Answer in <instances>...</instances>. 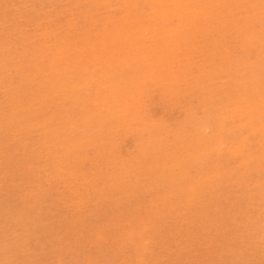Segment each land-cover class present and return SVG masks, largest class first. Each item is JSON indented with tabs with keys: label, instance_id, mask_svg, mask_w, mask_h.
<instances>
[{
	"label": "rangeland",
	"instance_id": "rangeland-1",
	"mask_svg": "<svg viewBox=\"0 0 264 264\" xmlns=\"http://www.w3.org/2000/svg\"><path fill=\"white\" fill-rule=\"evenodd\" d=\"M155 2L0 0V264H264V0Z\"/></svg>",
	"mask_w": 264,
	"mask_h": 264
},
{
	"label": "bare ground",
	"instance_id": "bare-ground-1",
	"mask_svg": "<svg viewBox=\"0 0 264 264\" xmlns=\"http://www.w3.org/2000/svg\"><path fill=\"white\" fill-rule=\"evenodd\" d=\"M120 1H121V0H120ZM152 1H153V0H152ZM176 1H177V0H176ZM190 1H191V0H190ZM207 1H208V0H207ZM82 2H86V0H82ZM99 2H101V1H99ZM156 2H157V0H156ZM156 2H155V3H156ZM158 2H159V1H158ZM160 2H161V1H160ZM172 2H173V1H172ZM184 2L186 3V1H184ZM123 3H124V2H123ZM176 3H177V2H176ZM179 3H180V2H179ZM185 3H183V4H185ZM188 3H189V1H188ZM207 3H208V2H207ZM212 3H213V2H212ZM30 4H31V3H30ZM109 4H110V3H109ZM124 4H125V3H124ZM124 4H123V5H124ZM213 4H214V3H213ZM227 4H228V3H227ZM88 5H89V4H88ZM105 5H106V4H105ZM116 5H117V4H116ZM126 5H127V4H126ZM144 5H145V4H144ZM206 5H207V4H206ZM208 5H209V4H208ZM208 5H207V6H208ZM211 5H212V4H211ZM11 6H12V5H11ZM127 6H128V5H127ZM131 6H132V5H131ZM135 6H136V5H135ZM141 6H142V5H141ZM147 6H148V5H147ZM204 6H205V4H203V7H204ZM86 7H87V6H86ZM107 7H108V6H107ZM114 7H115V6H114ZM162 7H163V6H162ZM175 7H176V6H175ZM203 7H202V8L199 7V8H201V9H205V8H203ZM211 7H212V6H211ZM211 7H210V8H211ZM218 7H219V6H218ZM108 8H109V7H108ZM111 8H112V7H111ZM131 8H132V7H131ZM133 8H134V7H133ZM179 8H180V5H179ZM179 8H178V9H179ZM215 8H216V6H215ZM252 8H253V7H252ZM85 9H86V8H85ZM109 9H110V8H109ZM119 9H120V8H119ZM166 9H167V8H166ZM166 9H165V10H166ZM182 9H183V8H182ZM182 9H180V10L182 11ZM193 9H194V8H193ZM201 9H200V11H202V14H203L204 12H203V10H201ZM208 9H209V8H208ZM212 9H213V7H212ZM212 9H211V10H212ZM104 10H105V9H104ZM106 10H107V9H106ZM162 10H163V9H162ZM162 10H160V11H162ZM165 10H164V11H165ZM168 10H169V9H168ZM168 10H167V11H168ZM173 10L175 11V8H174ZM173 10H170V11L174 12ZM188 10H189V12H190L192 9H191V10L188 9ZM188 10L186 9V11H185V9H184L183 11L188 12ZM194 10H196V9H194ZM197 10H199V9H197ZM231 10H232V9H231ZM81 11H82V10H81ZM124 11H126V10H124ZM152 11H153V9H152ZM154 11L156 12L155 9H154ZM160 11L158 12L159 14H160ZM164 11H163V13H162V12H161V13L164 14ZM167 11H166V12H167ZM170 11H169V12H170ZM183 11H182V12H183ZM208 11H209V10H208ZM216 11H217V10H216ZM259 11H260V10H259ZM261 11H262V9H261ZM261 11H260V12H261ZM263 11H264V10H263ZM99 12H100V11H99ZM102 12H103V11H102ZM139 12H140V10H139ZM148 12H149V11H148ZM172 12H170V13H172ZM182 12H181V13H182ZM194 12H195V11H193V13H194ZM197 12H198V11H197ZM197 12H196V13H197ZM209 12H210V11H209ZM78 13H79V12H78ZM85 13H86V12H85ZM123 13H124V12H123ZM143 13H144V12H143ZM146 13H147V12H146ZM151 13L153 14V12H151ZM158 13H157V14H158ZM167 13H168V12H167ZM170 13H169V15H170ZM177 13H178V12H177ZM177 13H176V14H177ZM179 13H180V12H179ZM199 13H200V12H199ZM254 13H255V12H254ZM100 14H101V13H100ZM100 14H99V15H100ZM112 14H113V13H112ZM126 14H127V13H126ZM165 14H166V13H165ZM191 14H192V13H191ZM231 14H232V13H231ZM121 15H123V14H121ZM148 15H149V14H148ZM153 15H155V13H154ZM173 15H175V12H174ZM246 15H247V14H246ZM89 16H90V15H89ZM101 16H103V15H101ZM111 16H112V15H111ZM126 16H127V15H126ZM132 16H133V15H132ZM137 16H138V15H137ZM171 16H172V15H171ZM178 16H179V15H178ZM194 16H195V14H194ZM194 16H193V17H194ZM201 16H202V15H201ZM204 16H206V13H205ZM204 16H203V17H204ZM215 16H216V15H215ZM240 16H241V15H240ZM127 17H129L128 21H129V20H130V21L132 20L130 23H127L128 21L125 20V22H126L129 26H130L131 23H134V24H135L136 21L133 22V20H135L136 18H135V19H132V18L130 19V16H127ZM134 17H136V15H135ZM145 17H146V16H145ZM163 17H164V16H163ZM208 17H209V16H208ZM211 17H212V16H211ZM213 17H214V16H213ZM242 17H243V16H242ZM77 18H78V17H77ZM117 18H118V17H117ZM161 18H162V15H161ZM161 18H160V20H161ZM165 18H167V17H165ZM191 18H192V17H191ZM204 18H205V17H204ZM258 18H259V17H258ZM83 19H84V18H83ZM99 19H100V18H99ZM107 19H108V18H107ZM142 19H143V18H142ZM169 19H170V17H169ZM169 19H168V20H169ZM175 19H176V18H175ZM221 19H222V18H221ZM4 20H5V19H4ZM71 20H72V19H71ZM73 20H74V19H73ZM88 20H89V19H88ZM93 20H94V19H92V22H93ZM193 20H194V19H193ZM193 20H192V21H193ZM90 21H91V20H90ZM110 21H111V20H110ZM152 21H153V20H152ZM158 21H159V19H158ZM166 21H167V19H166ZM186 21H187V20H186ZM200 21H201V20H200ZM213 21H214V20H213ZM74 22H75V20H74ZM94 22H96V21H94ZM104 22H105V21H104ZM121 22H122V21H121ZM138 22H139V21H138ZM138 22H137V23H138ZM154 22L157 23V21H155V20H154ZM68 23H69V22H68ZM71 23H72V21H71ZM105 23H106V22H105ZM147 23H149V22H147ZM162 23H164V21L160 23V27H161V24H162ZM189 23H191V21H190ZM73 24H74V23H73ZM92 24H94V23H92ZM107 24H108V23H107ZM123 24H125V23H123ZM123 24H121V25L123 26ZM134 24H133V25H134ZM138 24H139V23H138ZM138 24H137V25H138ZM141 24H142V23H141ZM152 24H153V23H152ZM175 24H176V22H175ZM177 24H178V23H177ZM183 24H185V22H184ZM69 25H70V24H69ZM102 25H103V24H102ZM113 25H114V24H113ZM133 25H132V26H133ZM147 25H148V24H147ZM149 25H151V24H149ZM149 25H148V26H149ZM154 25H155V24H154ZM163 25H164V24H163ZM179 25H180V24H178V25H176V26L179 27ZM186 25H187V24H186ZM99 26H100V25H99ZM99 26H98V27H99ZM111 26H112V25H111ZM115 26H116V23H115ZM118 26L121 27L120 25H118ZM126 26H127V25H126ZM176 26H175V27H176ZM187 26H188V25H187ZM187 26L185 27V25H184L183 27L187 28ZM193 26H194V25H193ZM197 26H198V25H197ZM205 26H206V25H205ZM205 26H203V27H205ZM210 26H211V25H210ZM247 26H248V25H247ZM250 26H251V25H250ZM250 26H249V27H250ZM263 26H264V25H263ZM56 27H57V25L55 26V28H56ZM67 27H68V25H67ZM72 27H73V26H72ZM92 27H93V26H92ZM108 27H109V26H108ZM145 27H146V26H145ZM157 27H159V26H157ZM164 27H165V26H164ZM189 27H190V26H189ZM63 28H64V27H63ZM75 28H76V27H75ZM88 28H89V26H88ZM99 28H102V27H99ZM110 28H113V26L110 27ZM127 28H128V26H127ZM127 28H126V30H128ZM132 28H133V27H132ZM138 28H139V27H138ZM138 28H137V29H138ZM142 28H143V26H142ZM150 28H152V29H151V31H152L153 28H155V27H152V26H151ZM168 28H169V26H168ZM170 28H171V26H170ZM198 28H199V27H198ZM245 28H246V27H245ZM250 28H251V27H250ZM68 29H70V28H68ZM82 29H83V27H82ZM90 29H91V27H90ZM97 29H98V28H97ZM97 29H96V30H97ZM103 29H104V28H103ZM117 29H118V28H117ZM117 29H116V30L114 29V30L117 32V31L119 30V29H118V30H117ZM120 29L122 30V28H120ZM177 29H178V28H177ZM179 29L181 30L182 28L180 27ZM204 29H205V28H204ZM226 29H227V28H226ZM240 29H241V28H240ZM48 30H50V28H49ZM59 30H60V29H59ZM59 30H58V31H59ZM91 30H93V29H91ZM96 30H95V31H96ZM108 30H110V29H108ZM123 30H124V29H123ZM123 30H122V31H123ZM126 30H125V33H126ZM131 30L134 31V30H136V28H134V30H133V29H131ZM131 30H130V32H131ZM143 30H144V29H143ZM147 30H149V28H148ZM164 30H165V29L163 28V31H164ZM168 30H169V29H168ZM172 30H173L172 32L176 33V32H175L176 28H174V29H172ZM233 30H235V28H234ZM248 30H249V29H248ZM43 31H44V30H43ZM45 31H46V30H45ZM56 31H57V30H56ZM56 31H55V32H56ZM58 31H57V32H58ZM66 31H67V30H66ZM75 31H77V30H75ZM84 31H85V27H84ZM97 31H98V30H97ZM115 31H114V32H115ZM138 31H139V30H138ZM165 31H166V30H165ZM187 31H188V30H187ZM192 31H193V30H192ZM73 32H74V31H73ZM79 32H80V31H79ZM88 32L91 33V31H88ZM103 32H104V31H103ZM103 32H102V33H103ZM106 32H108V31H106ZM110 32H112V31L110 30ZM116 32H115V33H116ZM141 32H142V31H141ZM144 32H145V31H144ZM152 32H153V31H152ZM152 32H151V33H152ZM170 32H171V31H170ZM170 32H167V33H169V35H170ZM259 32H260V31H259ZM47 33H48V32H47ZM52 33H53V32H52ZM80 33H82V32H80ZM102 33L97 34V33L95 32V35H96V34H97V35H102ZM115 33H114V34H115ZM125 33H124L123 35H125ZM153 33H154V32H153ZM153 33L150 34L151 36L148 34V35L150 36V38L153 36ZM167 33H166V36L168 35ZM177 33H178V32H177ZM60 34H61V33H60ZM65 34H66V33H65ZM67 34L70 35V32L67 33ZM76 34H77V33H76ZM76 34H75V35H76ZM86 34H87V33H85V36H86ZM91 34H93V32H92ZM104 34H105V33H104ZM106 34H107V33H106ZM111 34H113V33H111ZM111 34H110V35H111ZM117 34H118V32H117ZM117 34H115V35H116V37L118 38L119 35H117ZM120 34H121V31H120ZM126 34H127V33H126ZM130 34H131V33H130ZM143 34H144V33H143ZM143 34H142V35H143ZM171 34H172V33H171ZM225 34H226V33H225ZM47 35H48V34H47ZM53 35H54V34H53ZM62 35H63V34H62ZM110 35H108V36H110ZM123 35H122V36H123ZM135 35H136V34H135ZM135 35H134V36H135ZM144 35H145V34H144ZM157 35H158V34H157ZM162 35H163V34H162ZM162 35H161V36H162ZM173 35H174V34H173ZM176 35H177V34H176ZM181 35H182V34H181ZM187 35H188V34H187ZM194 35H195V34H194ZM263 35H264V34H263ZM43 36H44V35H43ZM71 36H72V35H71ZM79 36H80V35H79ZM79 36L76 37V40H77V38H79ZM85 36L83 35V38H84ZM89 36H90V35H89ZM92 36H93V35H92ZM106 36H107V35H106ZM125 36H126V35H125ZM134 36L132 35V38H134ZM139 36H140V35H139ZM139 36L136 35V38H135V39H138ZM171 36H172V35H170L168 38H170ZM261 36H262V35H261ZM45 37H46V36H45ZM95 37H97V36H95ZM95 37H94V38H95ZM103 37L106 38L105 36H103ZM113 37H114V36H113ZM113 37H112V38H113ZM127 37H128V34H127ZM127 37H125V38L127 39ZM130 37H131V36H130ZM145 37L147 38L148 36H145ZM158 37H160V36H158ZM182 37H183V35H182ZM205 37H206V36H205ZM249 37H250V36H249ZM48 38H49V36H48ZM48 38H47V39H48ZM62 38H63V37H62ZM73 38H74V37H73ZM94 38L92 37V39H94ZM104 38L101 37L100 40L103 41ZM125 38H122V40H124ZM146 38H145V39H146ZM148 38H149V37H148ZM150 38H149V39H150ZM172 38H173V37H172ZM201 38H202V37H201ZM244 38H245V36H244ZM89 39H90V38H89ZM89 39H88V41H89ZM107 39H108V37H107ZM110 39H111V38L109 37V40H108V41H110ZM142 39H143V38H142ZM170 39H171V38H170ZM42 40H43V39H42ZM45 40H46V39H45ZM48 40H49V39H48ZM86 40H87V37H86ZM97 40H98V39H97ZM105 40H106V39H105ZM105 40H104V41H105ZM118 40H120V39L118 38ZM130 40H131V38H129V40H127V42H128V41L130 42ZM153 40H155V38H153ZM167 40H168V39H167ZM253 40H254V39H253ZM59 41H60V39H59ZM61 41H62V40H61ZM66 41H67V40H66ZM66 41H65V42H66ZM68 41H69V40H68ZM72 41H73V40H72ZM72 41L70 40V42H72ZM81 41H82V39H81ZM81 41H80V42H81ZM88 41H87V42H88ZM95 41H96V40H95ZM95 41H93V42H95ZM102 41H101V42H102ZM131 41H133V40H131ZM134 41H135V40H134ZM140 41H141V40H140ZM184 41H185V40H184ZM186 41H187V40H186ZM203 41H204V40H203ZM111 42H112V41H111ZM121 42H122V41H121ZM121 42L119 41V44H120ZM129 42H128V43H129ZM136 42H137V41L132 42V43H135V44H136ZM156 42H157V40H156ZM156 42H155V43H156ZM167 42H168V41H167ZM167 42H166V44H167ZM170 42H171V41H170ZM174 42H175V41H174ZM262 42H264V41H262ZM55 43H56V42H55ZM81 43H82V42H81ZM83 43H84V41H83ZM85 43H86V42H85ZM98 43H99V45H100V42H98ZM106 43H107V41H106ZM128 43H127V44H128ZM72 44H73V43H72ZM74 44H75V42H74ZM101 44H104V45H105V42H104V43L102 42ZM112 44H113V42H112ZM116 44H117V43H116ZM119 44H117V45L119 46ZM121 44H123V47H124V43H121ZM127 44H126V41H125V45H127ZM138 44H139V42H138ZM142 44H143V43H142ZM163 44L165 45L164 42H163ZM170 44H172V43H170ZM173 44H174V43H173ZM178 44H179V43H178ZM188 44H189V43H188ZM263 44H264V43H263ZM44 45H45V44H44ZM68 45H69V44H68ZM77 45H78V44H77ZM91 45H92V44H91ZM97 45H98V44H97ZM97 45H96V46H97ZM104 45H103L102 47H104ZM109 45H110V44H109ZM109 45H108V46H109ZM130 45H131V44H130ZM139 45H140V44H139ZM193 45H194V44H193ZM214 45H215V44H214ZM58 46H59V45H58ZM64 46H65V45H64ZM82 46H83V45H82ZM87 46H88V44H87ZM92 46H93V45H92ZM92 46H90V47H91V49H92V51H93L94 48H93ZM131 46H132V45H131ZM160 46H161V45H160ZM171 46H172V47H171V49H172V48H173V45H171ZM174 46H175V45H174ZM53 47H54V46H53ZM60 47H61V46H60ZM66 47H68V46H66ZM66 47H65V48H66ZM70 47H71V46H70ZM70 47H68V49H69ZM88 47H89V46H88ZM99 47L101 48V46H99ZM139 47H140V46H139ZM148 47H149V46H148ZM150 47H151V46H150ZM156 47H157V46H156ZM163 47H164V46H163ZM183 47H184V46H183ZM61 48H62V47H61ZM73 48H74V46H73ZM77 48H78V47H77ZM77 48L75 47L74 49L77 50ZM79 48H80V46H79ZM97 48H98V46H97ZM108 48H110V47H108ZM114 48H115V47H114ZM128 48H129V45H128ZM128 48H127V49H128ZM132 48H133V46L130 47V50H131ZM134 48H137V44H136V47H134ZM89 49H90V48H89ZM125 49H126V48H125ZM125 49H124V50H125ZM141 49H142V48H141ZM141 49H140V51H141ZM153 49H154V48H153ZM158 49H159V48H158ZM167 49H168V47H167ZM173 49H174V48H173ZM86 50H88V49H86ZM96 50H97V49H96ZM104 50H105V48H104ZM107 50H108V49H107ZM113 50H114V49H113ZM120 50H122V49L120 48ZM130 50H129V52H130ZM135 50H136V49H135ZM135 50H134V52H136ZM137 50H138V49H137ZM146 50H147V49H146ZM161 50H162V49H161ZM169 50H170V49H169ZM189 50H190V49H189ZM216 50H217V49H216ZM36 51H37V50H36ZM67 51H68V50H67ZM77 51H78V50H77ZM111 51H112V50H111ZM117 51H118V50H117ZM125 51H126V54H127V50H125ZM125 51H124V52H125ZM177 51H179V50H177ZM217 51H218V50H217ZM51 52H52V51H51ZM57 52H58V50H57ZM57 52H56V53H57ZM71 52H72V50L70 51V53H71ZM79 52H80V50H79ZM100 52H101V51H100ZM100 52H99V53H100ZM107 52H108V51H106V53H107ZM134 52H132V53H134ZM142 52H143V51H142ZM186 52H187V51H186ZM192 52H193V51H192ZM59 53H60V52H59ZM92 53H94V52H92ZM99 53H98V54H99ZM103 53H104V52H103ZM112 53H113V52H112ZM112 53H111V54H112ZM149 53H150V52H149ZM160 53H161V52H160ZM174 53H175V51H174ZM174 53H173V54H174ZM98 54H96V55H98ZM100 54H101V53H100ZM111 54H109V56H110ZM117 54H118V53H117ZM126 54H125V55H126ZM136 54H137V53H136ZM51 55H52V54H51ZM66 55H67V53H66ZM66 55H65V57H66ZM143 55H144V54H142L141 56H143ZM149 55H151V54H149ZM161 55H162V54H161ZM161 55H160V56H161ZM187 55H188V54H187ZM57 56H60V54H58ZM63 56H64V55H63ZM141 56H140V58H141ZM144 56H145V55H144ZM151 56H152V55H151ZM160 56H159V58L161 59ZM165 56H166V55H165ZM165 56H164V57H165ZM177 56H178V55H177ZM212 56H213V55H212ZM219 56H220V55H219ZM60 57H61V56H60ZM88 57H89V56H88ZM94 57H95V56H94ZM94 57H93V58H94ZM104 57H105V56H104ZM113 57H114V56H113ZM132 57H133V56H132ZM138 57H139V56H138ZM188 57H189V56H188ZM190 57L192 58V56H190ZM56 58H57V57H56ZM61 58H62V57H61ZM61 58H60V59H61ZM110 58H112V57H110ZM130 58H131V57H130ZM145 58H146V57H145ZM150 58H152V57H150ZM159 58H158V60H157V58L155 57L153 60L156 59V60L160 63ZM175 58H176V57H175ZM177 58H180V56L177 57ZM201 58H202V57H201ZM40 59H41V58H40ZM60 59H59V61H61ZM77 59H78V58H77ZM112 59H113V58H112ZM186 59H187V57H186ZM212 59H213V58H212ZM3 60H4V59H3ZM3 60H2V61H3ZM87 60H89V59H87ZM117 60H118V59H117ZM121 60H122V59H121ZM128 60H129V59H128ZM133 60H134V57H133ZM138 60H140V59H138ZM142 60H143V57H142ZM156 60H155V62H153L151 65H153L154 63H155V64H156V63L158 64V62H157ZM170 60H171V59H170ZM172 60H173V59H172ZM8 61H9V60H8ZM59 61H58V63H59ZM72 61H73V59H72ZM74 61H75V60H74ZM123 61H124V59H123ZM125 61H126V59H125ZM131 61H132V59H131ZM173 61H174V60H173ZM173 61H172V63H173ZM193 61H194V60H193ZM235 61H236V60H235ZM240 61H241V60H240ZM50 62H51V61H50ZM64 62H65V61H64ZM86 62H87V61H86ZM121 62H122V61H121ZM138 62H139V61H138ZM143 62H145V61H143ZM147 62H148V61H147ZM150 62H151V61H150ZM150 62H149V63H150ZM249 62H250V61H248V63H249ZM258 62H259V61H258ZM55 63H56V62H55ZM68 63H69V62H67V65H69ZM149 63H148V64H149ZM170 63H171V62H170ZM198 63H199V62H198ZM48 64H49V63H48ZM87 64H88V63H87ZM87 64H86V65H87ZM106 64H107V63H106ZM108 64H109V63H108ZM112 64H113V63H112ZM143 64H145V63H143ZM155 64H154V66H155ZM178 64H179V63H178ZM206 64H207V62L205 63V65H206ZM234 64H235V63H234ZM51 65H52V64H51ZM56 65H57V63H56ZM113 65H114V64H113ZM116 65H117V64H116ZM126 65H128V64L126 63ZM136 65H137V64H136ZM260 65H261V64H260ZM49 66H50V65H49ZM62 66H63V65H62ZM137 66H138V65H137ZM169 66H171V64H169ZM169 66H168V67H169ZM214 66H215V65H214ZM258 66H259V64H258ZM63 67H64V66H63ZM110 67H111V66H110ZM122 67H123V65H122ZM168 67H167V68H168ZM182 67H183V66H182ZM17 68H18V67H17ZM50 68H51V67H50ZM54 68L56 69L57 67H54ZM54 68L52 67V69H54ZM58 68H59V67H58ZM58 68H57V69H58ZM149 68H151V67L149 66ZM163 68H164V67H163ZM169 68H170V67H169ZM169 68H168V69H169ZM171 68H172V67H171ZM187 68H188V67H187ZM219 68H220V67H219ZM224 68H227V67H224ZM62 69H63V68H62ZM62 69L60 70V72L62 71ZM71 69H72V68H70V71H71ZM107 69H108V68H107ZM121 69H122V68H121ZM155 69H156V67H155ZM158 69H159V68H158ZM158 69H157V70H158ZM168 69H167V70H168ZM172 69H174V68H172ZM175 69H177V68H175ZM175 69H174V70H175ZM181 69H183V68H180V71H181ZM254 69H255V68H254ZM260 69H261V68H260ZM113 70H114V69H113ZM149 70H150V69H149ZM151 70H152V69H151ZM153 70H154V68H153ZM159 70H160V69H159ZM174 70H173V71H174ZM184 70H185L184 72H186V68H184ZM190 70H191V69H190ZM236 70H237V69H236ZM58 71H59V70H58ZM81 71H82V70H81ZM160 71H161V70H160ZM170 71H171V70H170ZM173 71H171V72H173ZM206 71H207V70H206ZM233 71H234V70H233ZM50 72H52V71H50ZM56 72H57V71H56ZM63 72H65V71L63 70ZM91 72H92V71H91ZM126 72H127V70H126ZM152 72H153V71H152ZM156 72H157V71H156ZM187 72H188V71H187ZM191 72H192V70H191ZM197 72H198V71H197ZM220 72H221V71H220ZM250 72H251V71H250ZM46 73H47V72H46ZM46 73H45V74H46ZM87 73H88V72H87ZM106 73H107V72H106ZM110 73H111V72H110ZM147 73H148V72H147ZM167 73H168V72H167ZM169 73H170V72H169ZM180 73H183V71H181ZM200 73H201V72H200ZM210 73H211V72H210ZM55 74H56V73H55ZM112 74H113V73H112ZM112 74H111V75H112ZM153 74H154V73H153ZM161 74H162V72H161ZM173 74H175V72H174ZM183 74H184V73H183ZM194 74H195V73H193V75H194ZM203 74H204V73H203ZM215 74H217V73H215ZM32 75H33V74H32ZM99 75H100V74H99ZM99 75H98V76H99ZM106 75H107V74H106ZM130 75H131V74H130ZM141 75H142V74H141ZM143 75H144V74H143ZM163 75H164V74H163ZM177 75H178V74H177ZM177 75L175 74V76H176V78H177V80H178V79H179V78H178L179 76L177 77ZM199 75H200V74H198L197 76H199ZM227 75H228V74H227ZM72 76H73V75H72ZM109 76H110V75H109ZM113 76H114V75H113ZM151 76H152V75H151ZM154 76H155V75H154ZM160 76H161V75H160ZM169 76H170V75H169ZM171 76H173V75H171ZM183 76H185V74H184ZM187 76H188V75H187ZM214 76H215V75H214ZM102 77H103V76H102ZM107 77H108V76H107ZM107 77H106V78H107ZM114 77H116V76H114ZM161 77H163V76H161ZM185 77H186V76H185ZM200 77H202V76H200ZM243 77H244V76H243ZM47 78H48V77H47ZM57 78H58V76H57ZM69 78H70V77H69ZM96 78H97V76H96ZM96 78H95V79H96ZM98 78H99V77H98ZM104 78H105V77H104ZM104 78H103V79H104ZM149 78H150V77H148V79H149ZM164 78H165V77H164ZM188 78H189V77H188ZM228 78H229V77H228ZM55 79H56V78H55ZM60 79H61V78H60ZM92 79H93V78H92ZM92 79H91V81H92ZM159 79H160V78H159ZM66 80H67V79H66ZM70 80H71V79H70ZM93 80H94V79H93ZM122 80H123V79H122ZM179 80H180V79H179ZM182 80H183V79H182ZM203 80H204V79H203ZM234 80H235V79H234ZM68 81H69V79H68ZM95 81H97V79H96ZM201 81H202V80H201ZM227 81H228V80H227ZM237 81H238V80H237ZM243 81H244V79H243ZM25 82H26V81H25ZM66 82H67V81H66ZM176 82H177V81H176ZM184 82H185V81H184ZM208 82H210V81H208ZM208 82H207V83H208ZM225 82H226V81H225ZM238 82H240V81H238ZM51 83H52V82H51ZM62 83H63V82H62ZM110 83H111V82H110ZM171 83H174V82H171ZM185 83H186V82H185ZM187 83H188V82H187ZM207 83L202 84V85H204V87H205V85H206ZM226 83H227V82H226ZM72 84H73V83H72ZM93 84H94V83H93ZM107 84H109V83H107ZM175 84H176V83H175ZM59 85H60V84H59ZM77 85H78V84H77ZM84 85H85V83H84ZM105 85H106V84H105ZM115 85H116V84H115ZM200 85H201V84H200ZM225 85H226V84H225ZM67 86H68V85H67ZM107 86H108V85H107ZM164 86H165V85H164ZM207 86H208V85H207ZM240 86H241V85H240ZM70 87H71V86H70ZM84 87H85V86H84ZM109 87H110V86H109ZM189 87H191V86H189ZM4 88H5V87H4ZM78 88H81V85H80V87H79V85H78ZM114 88H115V86H114ZM208 88H209V86H208ZM178 89H179V88H178ZM166 90H167V89H166ZM212 90H213V89H212ZM56 91H57V89H56ZM84 91H85V90H84ZM174 91H175V90H174ZM239 91H240V90H239ZM239 91H238V92H239ZM113 92H114V89H113ZM113 92H112V93H113ZM124 92H125V91H124ZM130 92H131V91H130ZM175 92H176V91H175ZM78 93H79V92H78ZM86 93H87V92H86ZM225 93H226V92H225ZM239 93H240V92H239ZM57 94H58V93H57ZM131 94H132V93H131ZM180 94H181V92H180ZM180 94H179V95H180ZM76 95H77V94H76ZM125 95H126V94H125ZM164 95H165V94H164ZM227 95H228V94H227ZM129 97H132V96H129ZM148 97H149V96H148ZM62 98H63V97H62ZM64 98H65V97H64ZM113 98H114V96H113ZM121 98H122V97H121ZM200 98H202V97L200 96ZM217 98H218V97H217ZM227 98H228V97H227ZM42 99H45V98H42ZM47 99H48V98H47ZM140 99H141V98H140ZM149 99H150V98H149ZM107 100H108V99H107ZM142 100H143V99H142ZM142 100H141V101H142ZM200 100H201V99H200ZM203 100H204V99H203ZM65 101H66V100H65ZM67 101H69V100H67ZM103 101H104V100H103ZM191 101H192V100H191ZM214 101H215V100H214ZM87 102H88V101H87ZM103 103H104V102H103ZM112 103H113V102H112ZM245 103H246V102H245ZM121 104H122V103H121ZM211 104H212V103H211ZM261 104L263 105L264 103H261ZM101 105H102V104H101ZM125 105H126V104H125ZM107 106H108V105H107ZM245 106H246V105H245ZM36 107H37V106H36ZM103 107H104V106H103ZM233 107H234V106H233ZM237 107H238V106H237ZM100 108H101V107H100ZM106 108H107V107H106ZM174 108H175V107H174ZM183 108H184V107H183ZM188 108H189V107H188ZM244 108L247 109V110H249V109L247 108V106L244 107ZM87 109H88V107H87ZM87 109H85V112H86ZM90 109H91V108H90ZM102 109H103V108H102ZM176 109H177V108H176ZM124 110H125V109H124ZM226 110H227V109H226ZM226 110H225V111H226ZM241 110H242V109H241ZM121 111H122V110H121ZM95 112H96V111H95ZM112 112H113V111H112ZM112 112H110L111 115H112ZM122 112H123V111H122ZM124 112H125V111H124ZM188 112H189V111H188ZM82 113H84V111H83ZM120 113H121V112H120ZM220 113H221V112H220ZM63 114H64V113H63ZM193 114H194V113H193ZM235 114H237V113H235ZM121 115H122V114H121ZM121 115H120V116H121ZM66 116H67V115H66ZM122 116H123V115H122ZM207 116H208V115H207ZM210 116H211V115H210ZM114 117H115V116H114ZM189 117H190V116H189ZM220 117H221V116H220ZM122 118H123V117H122ZM208 118H209V117H208ZM225 118H226V117H225ZM253 118H254V117H253ZM263 118H264V117H263ZM64 119H65V118H64ZM197 119H198V118H197ZM204 119H205V118H204ZM217 119H218V118H217ZM222 119H223V118H222ZM232 119H233V118H232ZM236 119H237V118H236ZM236 119H234V120H236ZM7 120H8V119H7ZM15 120H16V119H15ZM83 120H84V119H83ZM185 120H186V119H185ZM223 120H224V119H223ZM5 121H6V120H5ZM121 121H122V120H121ZM183 121H184V120H183ZM206 121H207V120H206ZM231 121H232V120H231ZM246 121H247V120H246ZM167 122H168V121H167ZM187 122H188V120H187ZM233 122H234V121H233ZM55 123H56V122H55ZM142 123H143V122H142ZM148 123H149V122H148ZM152 124H153V122H152ZM239 124H240V123H239ZM37 125H38V124H36V126H37ZM145 125H146V124H144V126H145ZM148 125H149V124H148ZM150 125H151V124H150ZM162 125H163V124H162ZM162 125H161V126H162ZM164 125H165V124H164ZM202 125H203V124H202ZM42 126H43V125H42ZM44 126H45V125H44ZM179 126H180V125H179ZM239 126H240V125H239ZM73 127H74V126H73ZM219 127H220V125H219ZM219 127H217V128H219ZM44 128H45V127H44ZM207 128H208V127H207ZM221 128H222V126H221ZM240 128H242V127H240ZM50 129H51V128H50ZM122 129H123V128H122ZM167 129H168V128H167ZM198 129H199V128H198ZM262 129H263V128H262ZM75 130H76V129H75ZM162 130H163V129H162ZM204 130H205V129H204ZM220 130H221V129H220ZM55 131H56V130H55ZM198 131H199V130H198ZM222 131H223V130H222ZM262 131H263V130H262ZM142 132H143V130H142ZM144 132H145V130H144ZM144 132H143V133H144ZM64 133H65V132H64ZM77 133H78V132H77ZM165 133H166V132H165ZM167 133H168V132H167ZM140 134H141V133H140ZM226 135H227V134H226ZM78 136H79V135H78ZM203 136H204V135H203ZM263 136H264V135H263ZM242 138H243V137H242ZM96 140H97V139H96ZM178 140H179V139H178ZM246 140H247V138H246ZM62 141H63V140H62ZM247 141H248V140H247ZM80 142H82V141L79 140V143H80ZM248 142H249V141H248ZM73 143H74V142H73ZM75 143H76V141H75ZM156 143H157V142H156ZM172 143H173V142H172ZM204 143H205V141H204ZM94 144H95V143H94ZM221 144H222V143H221ZM245 145H246V144H245ZM47 146H48V145H47ZM77 146H78V145H77ZM77 146H76V147H77ZM160 146H161V145H160ZM219 146H221V145H219ZM219 146H217V147H219ZM48 147H49V146H48ZM87 147H88V146H87ZM91 147H92V146H91ZM46 148H47V147H46ZM166 148H167V147H166ZM175 148H176V147H175ZM219 148H220V147H219ZM213 149H214V148H213ZM217 149H218V148H217ZM196 150H197V149H196ZM219 150H220V149H219ZM219 150H216V151L219 152ZM246 150H247V149H246ZM48 151H49V150H48ZM160 151H161V150H160ZM220 151H221V150H220ZM233 151H234V149H233ZM263 151H264V150H263ZM64 152H65V151H64ZM66 152H67V151H66ZM128 152H130V151H128ZM150 152H151V151H150ZM202 152H203V151H202ZM253 152H254V151H253ZM51 153H52V152H50V154H49L50 156H51ZM81 153H82V151H81ZM154 153H155V152H154ZM82 154H83V153H82ZM135 154H136V153H135ZM206 154H207V153H206ZM249 154H250V153H249ZM251 154H252V153H251ZM253 154H254V153H253ZM52 155H53V153H52ZM54 155H55V154H54ZM131 155H132V154H131ZM194 155H195V154H194ZM259 155H260V154H258L257 156H259ZM153 156H155V155H153ZM196 156H197V155H196ZM234 156H235V155H234ZM51 157H52V156H51ZM167 157H168V156H167ZM84 158H86V157H84ZM92 158H93V157H92ZM204 158H205V157H204ZM249 158L251 159V157H249ZM249 158H248V160H249ZM263 158H264V157H263ZM19 159H20V158H19ZM156 159H157V158H156ZM195 159H196V158H195ZM241 159H242V158H241ZM256 159H257V158H256ZM260 159H261V158H260ZM100 160H101V159H100ZM137 160H138V159H137ZM196 160H197V159H196ZM248 160H247V162H248ZM149 161H150V160H149ZM194 161H195V160H194ZM263 161H264V160H263ZM256 162H257V161H256ZM176 163H177V162H176ZM180 163H181V162H180ZM202 163H203V162H202ZM242 163H243V162H242ZM170 164H171V163H170ZM203 164H204V163H203ZM245 164H246V163H245ZM5 165H6V164H5ZM57 165H59V164H57ZM243 165H244V164H243ZM121 166H122V165H121ZM182 166H183V165H182ZM187 166H188V164H187ZM246 166H248V165H246ZM261 166H262V165H261ZM139 167H140V166H139ZM202 167H203V166H202ZM57 169H60V168H57ZM152 169H153V168H152ZM173 169H174V168H173ZM259 169H260V168H259ZM70 170H71V169H70ZM57 171H58V170H57ZM59 171H60V170H59ZM138 171H139V170H138ZM185 171H186V170H185ZM171 172H173V171H171ZM245 172H246V171H245ZM128 174H130V173H128ZM163 174H164V173H163ZM163 174H162V175H163ZM217 174H218V173L216 172V176H217ZM208 175H210V174H208ZM222 175H223V174H222ZM226 175H227V174H226ZM30 176H31V175H30ZM123 176H124V175H123ZM135 176H136V175H135ZM141 176H142V175H141ZM160 176H161V175H160ZM214 176H215V175H214ZM73 177H74V175H73ZM139 177H140V176H139ZM181 177H182V176H181ZM181 177H180V178H181ZM183 177H184V176H183ZM206 177H207V176H206ZM63 178H65V177H63ZM80 178H81V177H80ZM134 178H135V177H134ZM158 178H159V177H158ZM209 178H210V177H209ZM58 179H59V178H58ZM66 179H68V178H66ZM162 179H163V178H162ZM177 179H178V178H177ZM181 179H182V178H181ZM207 179H208V178H207ZM66 181H67V180H66ZM228 181H229V180H228ZM175 182H176V181H175ZM0 184H1V183H0ZM71 184H72V182H71ZM141 184H142V183H141ZM68 186H69V185H68ZM170 186H171V185H170ZM173 186H174V185H173ZM138 187H139V186H138ZM155 187H156V186H155ZM158 187H159V186H158ZM183 187H184V186H183ZM119 188H120V187H119ZM156 189H157V188H156ZM143 190H145V189H143ZM145 191H146V190H145ZM151 191H152V190H151ZM181 193H182V192H181ZM169 195H170V193H169ZM101 196H102V195H101ZM261 196H262V195H261ZM44 198H45V197H44ZM162 198H163V197H162ZM149 199H150V198H149ZM78 202H79V201H78ZM262 208H263V207H262ZM177 212H178V211H177ZM147 214H148V213H147ZM169 214H170V213H169ZM194 214H195V213H194ZM105 215H106V214H105ZM152 216H153V215H152ZM171 217H172V216H171ZM155 218H156V217H155ZM128 219H129V218H128ZM245 219H246V218H245ZM181 220H182V219H181ZM83 222H84V221H83ZM88 222H89V221H88ZM130 225H131V224H130ZM131 226H132V225H131ZM106 227H107V226H106ZM108 227H109V226H108ZM226 227H227V226H226ZM261 227H262V226H261ZM146 228H147V227H146ZM104 230H105V229H104ZM117 230H118V229H117ZM161 230H162V229H161ZM66 231H67V230H66ZM110 231H111V230H110ZM195 231H196V230H195ZM178 232H180V231H178ZM67 233H68V232H67ZM111 233H112V232H111ZM216 233H217V232H216ZM233 233H234V232H233ZM259 233H260V232H259ZM138 235H139V234H138ZM241 235H242V234H241ZM245 235H246V234H245ZM115 236H117V235H115ZM130 237H131V236H130ZM92 238H93V237H92ZM235 238H236V237H235ZM211 239H212V238H211ZM26 240H27V239H26ZM117 240H118V239H117ZM161 240H162V239H161ZM249 241H250V240H249ZM110 242H111V241H110ZM117 242H118V241H117ZM122 243H123V242H122ZM177 243H178V242H177ZM122 246H123V245H122ZM140 247H141V246H140ZM143 250H144V249H143ZM181 253H182V252H181ZM162 255H163V254H162ZM182 255H183V254H182ZM155 257H156V256H155ZM183 258H185V257L183 256ZM159 259H160V258H159ZM163 259H164V258H163ZM149 260H150V259H149ZM152 260H153V259H152ZM167 260H168V259H167ZM163 261H165V260H163ZM156 263H157V262H156ZM162 263H163V262H162ZM170 263H171V262H170ZM163 264H164V263H163Z\"/></svg>",
	"mask_w": 264,
	"mask_h": 264
}]
</instances>
